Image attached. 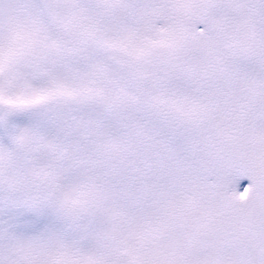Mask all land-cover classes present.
Wrapping results in <instances>:
<instances>
[{
    "label": "snow or ice",
    "instance_id": "6c2138e0",
    "mask_svg": "<svg viewBox=\"0 0 264 264\" xmlns=\"http://www.w3.org/2000/svg\"><path fill=\"white\" fill-rule=\"evenodd\" d=\"M0 264H264V0H0Z\"/></svg>",
    "mask_w": 264,
    "mask_h": 264
}]
</instances>
